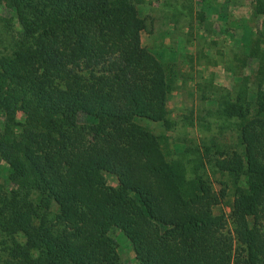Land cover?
<instances>
[{
	"label": "trees",
	"instance_id": "16d2710c",
	"mask_svg": "<svg viewBox=\"0 0 264 264\" xmlns=\"http://www.w3.org/2000/svg\"><path fill=\"white\" fill-rule=\"evenodd\" d=\"M140 4L0 0V264H126L121 234L135 264H264V107L215 109L241 153L155 133L170 76Z\"/></svg>",
	"mask_w": 264,
	"mask_h": 264
},
{
	"label": "rangeland",
	"instance_id": "374dc122",
	"mask_svg": "<svg viewBox=\"0 0 264 264\" xmlns=\"http://www.w3.org/2000/svg\"><path fill=\"white\" fill-rule=\"evenodd\" d=\"M140 2L139 14L144 24V30L140 32L141 45L159 52L161 63L170 76L166 106L169 112L164 118L150 123L152 130L155 133L164 131L166 119L174 128L168 132L173 141L191 145L199 139L213 141L217 135V143L241 153L237 129L242 124L240 119L238 123L235 121L236 130L234 124L222 119L232 129L220 132L217 124L223 122L217 119L214 111L224 103H234L235 108L243 107L247 111L264 107V44L259 52L263 62L258 70L255 71L256 60L243 69L248 52L256 54L264 37V0ZM232 3H235L233 12ZM207 10L213 14L225 11L223 19L226 20L221 23L220 17L217 20L214 15L204 16ZM238 23H247L239 34L232 28ZM172 75L178 77L172 79ZM209 173L213 176L218 171L209 169ZM106 180L111 185L116 184L112 176H106ZM212 181L218 190L219 183L213 177ZM227 197L231 201L229 194ZM223 210L228 213L229 207L224 205ZM116 240L121 259L126 264H135L132 253L126 249L129 246L126 237L121 234Z\"/></svg>",
	"mask_w": 264,
	"mask_h": 264
},
{
	"label": "crops",
	"instance_id": "0c3cea01",
	"mask_svg": "<svg viewBox=\"0 0 264 264\" xmlns=\"http://www.w3.org/2000/svg\"><path fill=\"white\" fill-rule=\"evenodd\" d=\"M238 1L239 0H229V2L231 3V2H235V3H238ZM235 3H232L231 4V10L233 9V7H235L234 6V4ZM209 10H210V8H209ZM233 11H235V10H232V12ZM225 11H222V12H218V11H216L215 12V14H213V13H210L208 10L207 11H204V16H215V18L218 20L219 18L218 17H220V20H221V23H222V21H225L226 19H223V18H225L226 17V14L224 13ZM234 15V14H233ZM235 16V15H234ZM219 22V25H221V23H220V21H218ZM216 24H218V23H216ZM245 24H247V23H244V24H240V23H238V24H236V25H232V28L234 29L233 30V32L234 33H240L241 31H242V28L245 26ZM254 60L255 59H251L250 60V65L252 64V63H254Z\"/></svg>",
	"mask_w": 264,
	"mask_h": 264
}]
</instances>
